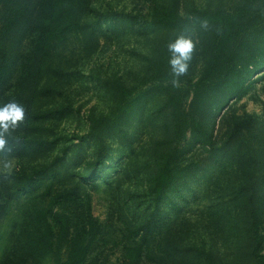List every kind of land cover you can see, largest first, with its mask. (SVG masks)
Wrapping results in <instances>:
<instances>
[{
  "label": "trees",
  "instance_id": "1",
  "mask_svg": "<svg viewBox=\"0 0 264 264\" xmlns=\"http://www.w3.org/2000/svg\"><path fill=\"white\" fill-rule=\"evenodd\" d=\"M0 9V90L6 87L13 74V55L7 42L27 35L31 39V50L20 63L19 80L32 95L37 93L36 88L29 87L37 77L32 70L36 68L41 74L51 75L52 69L44 67V61L73 36L87 35L89 22L85 17L103 20L113 19V15L118 14L95 9L91 0H0ZM150 18V25L165 30L167 37L156 47L155 58L146 69L142 83L165 84L158 87L164 94L158 130L160 133L163 127L168 137L159 135L154 140V172L148 180L154 215L129 231V236L140 234V238L124 247V259L127 264H166L167 261L186 264L191 250L182 251L179 242L159 241L155 231L159 227L158 212L167 193L192 175L190 165L184 163V151L177 147V143L189 134L192 144L208 146L211 153L222 151L224 156L236 159L244 175L243 184L233 189L230 200L236 208L233 217L238 255L230 262L202 249L199 264H264V148L260 179L257 176L253 180L249 165L255 150L248 144H232L250 131L255 119L248 115L232 117L230 134L223 146L217 145L216 136L207 128V123L219 110L248 92L250 80L264 63V0H219L213 9L195 8L191 17H183L177 5L171 3L153 7ZM197 18H207L210 30H200L194 23ZM185 28L195 30L194 38L199 43L188 74L181 77L180 87L174 88L170 83V54L166 45ZM199 59L203 61L200 76L193 84L183 87L191 83L192 68ZM103 85L114 103V110L107 115L90 112L88 136H102L128 127L138 115L145 97V93L137 92L136 86L127 85L119 78L106 80ZM25 109L28 127H34L35 122L44 121L53 114V111L37 108ZM96 165L91 163L76 177L100 189L99 180H104L105 170H97ZM52 175L54 170L49 166H38L30 172L17 170L9 186H4L0 217L9 219L11 230L0 235V264H89L92 245L102 230L101 223L91 213L90 195L82 194V185L77 179L73 185L56 188ZM38 185L42 186L39 193L21 199L22 195L37 190ZM219 198L213 206L217 211L211 222L225 227L232 213L228 212L230 208H222Z\"/></svg>",
  "mask_w": 264,
  "mask_h": 264
},
{
  "label": "rangeland",
  "instance_id": "2",
  "mask_svg": "<svg viewBox=\"0 0 264 264\" xmlns=\"http://www.w3.org/2000/svg\"><path fill=\"white\" fill-rule=\"evenodd\" d=\"M218 2L91 0L95 9L118 14L113 15V19L103 20L85 17L89 22L87 35L79 34L80 39L73 36L44 61L43 66L52 69L51 75L41 74L36 68L32 70L37 77L29 87L36 88V95L26 91L19 80L20 63L30 53L31 39L25 35L9 40L7 44L14 61L13 74L6 87L0 90V106L15 99L25 108L53 111V114L44 121L35 122L34 127H28V120L25 119L9 137L12 151L7 156L13 167L5 178L6 170L0 164V203L5 197L4 186H9L12 182L10 178L17 170L30 172L38 166H49L54 170L55 187L59 188L64 184H75L78 180L76 174L82 173L91 163H97V170H105L104 180H99L100 189L78 180L82 185V194L90 195L92 215L102 225L88 262L127 264L124 247L140 238V234L129 236V231L137 229L155 212L148 189V180L154 172V140L159 135L168 137L163 127L160 133L158 130L159 108L164 103V94L158 87L165 84L142 83L146 69L155 58L156 47L167 37L165 30L149 23L153 7L174 3L183 17H191L195 8L213 9ZM202 69L203 61L199 59L192 68L191 83L183 84V87L193 84ZM118 78L127 85L136 86L137 92L145 93L138 115L123 130L88 136L90 112L107 115L114 110V103L105 93L103 82ZM244 115L252 116L255 121L250 131L232 144H248L255 150L253 159L250 158L249 170L254 174L253 180H256L257 176L259 179L261 176L260 162L264 148V63L250 80L248 92L230 101L207 123L209 131L216 136L218 146H223L230 134L232 117ZM32 145L36 148H31ZM177 147L184 151L183 160L190 165L192 175L171 189L162 201L156 219L159 227L155 238L163 243L179 242L182 251L190 249L186 264H199L202 249L231 262L233 256L238 255V249L233 217L236 208L230 200L233 189L243 184V167L236 159L224 156L222 151L215 154L209 152L208 146L192 144L189 134L177 143ZM41 188L39 186L37 190L22 195L21 199L39 193ZM219 196L222 208H230L228 212L232 213L230 223L225 227L211 222L216 217L217 208L213 210V206ZM6 230H11L9 219L0 217V235ZM63 254H66V248ZM166 264L177 263L167 261Z\"/></svg>",
  "mask_w": 264,
  "mask_h": 264
},
{
  "label": "clouds",
  "instance_id": "3",
  "mask_svg": "<svg viewBox=\"0 0 264 264\" xmlns=\"http://www.w3.org/2000/svg\"><path fill=\"white\" fill-rule=\"evenodd\" d=\"M194 23L204 32L210 30V21L207 18H197ZM217 33H219V28H217ZM195 35L194 29L185 28L180 30L166 45L170 54L168 60L170 83L174 88L180 87L181 77L188 74L194 54L197 52L199 41L194 38ZM25 118V107L15 99L0 106V154H3L0 155V164L6 170L5 178L13 167L12 161L7 156V153L12 151L9 147V137L23 124Z\"/></svg>",
  "mask_w": 264,
  "mask_h": 264
}]
</instances>
